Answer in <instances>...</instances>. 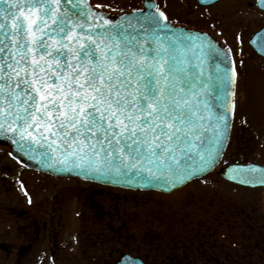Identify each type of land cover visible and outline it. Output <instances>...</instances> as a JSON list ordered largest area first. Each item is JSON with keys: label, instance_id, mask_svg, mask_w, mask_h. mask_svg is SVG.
<instances>
[{"label": "snow or ice", "instance_id": "obj_1", "mask_svg": "<svg viewBox=\"0 0 264 264\" xmlns=\"http://www.w3.org/2000/svg\"><path fill=\"white\" fill-rule=\"evenodd\" d=\"M146 7L113 23L87 0H0V137L47 167L162 189L213 167L236 70Z\"/></svg>", "mask_w": 264, "mask_h": 264}, {"label": "flooded vegetation", "instance_id": "obj_2", "mask_svg": "<svg viewBox=\"0 0 264 264\" xmlns=\"http://www.w3.org/2000/svg\"><path fill=\"white\" fill-rule=\"evenodd\" d=\"M89 1L93 8L113 14L143 10L145 2H152L156 8L165 13L168 21L173 25L208 34L222 46L228 48L232 54L236 70V96L239 89L248 87L250 76L246 75L244 65L250 64V69L253 68V71L260 73L264 69V66L258 65H264V58L259 56L250 46L251 38L264 29V10L259 7L258 0H117V5L120 7L114 8L102 6L95 1L93 3V0ZM122 4H128L127 8ZM175 14H178L177 18L174 17ZM255 61L256 63H254ZM254 64L256 65L253 66ZM232 136L233 130L229 145ZM9 159L14 163V167L0 165V191L6 193L2 196H8L14 192L12 198H15L16 201L12 200L7 204H3L4 201L0 203V230L3 235L13 230L17 233V241L13 245L4 240L1 241L0 251L7 253L9 259L17 250L16 264H21L39 245H46L47 243V246L49 245L50 248L52 246V248L51 250L42 249L45 255L50 252L51 257L49 258L52 261L59 259L60 256L64 258L63 248L55 249L54 246L58 245L59 238L63 236V233L69 230L66 225L69 223L68 219L65 220V214L56 209L52 211L44 209L40 211V214L28 210V208L35 207V199L34 194L30 192L26 184V178L7 177L12 175L11 173L15 169H20L27 174L35 171L21 166L10 155ZM110 198L112 200V197ZM52 200L50 199V201ZM88 200L87 204L93 209L94 219L97 220L96 224L92 223L93 225L88 226L85 225L86 221L83 215H80V218L83 219V226L80 228V232H76L78 236L75 237L77 241L79 239L83 259L92 263L107 261L117 264L123 256L133 255L131 250L121 251V247L125 250L128 248L133 236L125 229V225L118 227L115 225L116 206H114V214L112 215L110 208L100 210L97 208L100 206L96 202L93 203L90 202V199ZM56 201L58 200L56 199ZM113 201L115 202L114 199ZM124 201L128 203L131 199L125 197ZM107 202L108 200L104 199L102 204L105 206ZM109 207L113 208L112 205ZM126 207L125 212H128ZM180 212L182 213V211ZM195 213V218L191 219L193 218L191 215ZM196 216H202L201 220H195ZM183 217L187 219H182L183 224L175 226L173 232L177 233L176 236H180V232H191V236L190 234L187 236L188 245H186L189 253L184 250L176 251L178 247H174L173 250L175 251L170 252L169 247L163 246L160 253L161 263L264 264V226L261 224L256 210L248 211L239 205H230L228 210L223 207L218 210L201 211L199 214L197 211H193V213H187ZM193 223H197L198 227H194ZM183 229L185 231H182ZM70 230L75 233V228L71 227ZM17 242L18 245L16 246ZM67 244L70 245V243ZM183 244L186 243L183 242ZM139 257L143 264H149L147 258L142 255ZM29 259L35 260L36 254L30 256Z\"/></svg>", "mask_w": 264, "mask_h": 264}, {"label": "rangeland", "instance_id": "obj_3", "mask_svg": "<svg viewBox=\"0 0 264 264\" xmlns=\"http://www.w3.org/2000/svg\"><path fill=\"white\" fill-rule=\"evenodd\" d=\"M94 1L108 8L120 7L117 5V0H93V3ZM122 6L127 8L128 4H122ZM100 11L104 12V10ZM174 17L177 18L178 14H175ZM244 67H246L244 69L247 72L246 75L250 76L248 87L237 91L232 141L220 166L203 179L194 181L172 194L129 193L122 189L106 188L74 178H55L37 172L27 174L20 169H15L11 173L12 175H8L7 178H26V184L35 199V207L28 208V210L40 214V211L44 209L50 211L56 209L62 211L66 216L65 220L69 221L66 224L69 230L63 233V236L59 238L58 245L54 246L55 249L63 248V256H67V259L60 256L59 259L52 261L49 258L51 257L50 252L45 255L43 251L44 248L49 250L52 248L46 243V245H39L21 264H114L107 261L92 263L82 257L79 239L77 241L75 237L78 236L76 232H80V228L83 226V219L80 218V215H83L86 221L85 225L88 226L93 225L92 223L96 224L97 220L94 219L93 209L87 204L88 199L91 200L90 202H96L100 206L97 207L100 210L110 208L112 215L114 206H116L115 225L117 227L125 225V229L133 236L128 248L125 250L121 247V251L131 250L134 257L142 255L147 258L149 264H164L160 262V236L171 234L175 226L183 224L182 219H186L183 216L190 212L193 213V211H197L199 214L205 210H218L223 207L228 210L230 205H239L248 211L256 210V214L264 226V189L239 188L228 184L219 176L220 170L228 164L258 163L264 165V69L260 73L253 71V68L250 69V64L244 65ZM9 153L8 147L0 145V165L14 167V163L9 159ZM4 194L6 193L1 190L0 203L4 201L3 204H7L12 200L16 201L15 198H12L14 192L8 196H2ZM125 197L131 201L127 203L124 201ZM50 199L53 200L50 201ZM104 199L108 200L105 206L102 204ZM108 205H112L113 208ZM125 206H127L126 211L128 210V212H125ZM215 206L216 208H214ZM195 215L196 213L191 215L193 217L191 219H194ZM201 218L202 216H196L195 220H201ZM70 226L75 228V233H72L73 230H70ZM3 240L13 245L17 241V233L12 230L3 235L0 230V243ZM16 253L17 250L8 259L7 253L0 251V264H16ZM35 254L36 259L30 260L29 257Z\"/></svg>", "mask_w": 264, "mask_h": 264}, {"label": "water", "instance_id": "obj_4", "mask_svg": "<svg viewBox=\"0 0 264 264\" xmlns=\"http://www.w3.org/2000/svg\"><path fill=\"white\" fill-rule=\"evenodd\" d=\"M87 3L90 6L88 0H87ZM258 4L260 7V0ZM146 5L147 3H144V6H145L144 12L148 11ZM93 11L100 13L101 15H103L105 19H109L113 23L120 21V18L125 15L139 14L140 12L139 11V12H134L130 14L112 15V14H108L105 12H98L94 9ZM152 11L155 12L156 9L153 8ZM171 26L177 32H191V33L199 34L193 31L185 30L183 28L174 27L172 24ZM212 39L214 43L216 44V46L218 48L223 49L224 52L227 54L226 62L228 63L229 67L230 68L234 67V62H233L231 52L227 48H224L223 46H221L216 40H214V38ZM250 45L256 51L258 55L264 58V29L260 33L256 34L254 37L251 38ZM235 81H236V76H235ZM232 92H233V96H232L233 108L231 111L227 113V117L230 122V127L228 128L227 141L222 148L221 155L218 157L217 162L214 164L213 167L207 169L203 174L199 175L198 177H194L186 181L183 184L177 185L175 188H172L171 185H169L168 187L162 189L159 186L144 185L136 181H133L132 183H127L125 182L123 178H119V177L97 176L95 174H90V173L81 171L79 169H73L71 171L65 170L59 164H55L53 165V167H47L42 163L44 158L43 156L40 155V152L43 150H37L35 153L22 152L16 147V145L12 144L11 141L6 139L5 137H0V145L7 146L8 148H10V152H11L13 159L16 160L22 166H25L28 169L36 170V171L49 174L55 177H75V178H79L84 181L95 182L101 185H106V186H111V187H118V188L129 189V190H140V191H157V192H161L165 194H171L174 191L192 182L193 180L205 177L206 175L213 172L220 165L225 155V152L227 150L231 132H232V125L234 121V112H235V84L232 86ZM249 169H257V171L250 172ZM262 172H264V166L260 164H256V163L231 164V165H227L224 168H222L219 172V176L222 179L228 182L234 183L236 185L246 187V188L257 189V188H264V183L261 182L262 179H264V177L261 176ZM127 261H133L134 264H143L140 259L132 258L131 256H124L118 264H126Z\"/></svg>", "mask_w": 264, "mask_h": 264}, {"label": "trees", "instance_id": "obj_5", "mask_svg": "<svg viewBox=\"0 0 264 264\" xmlns=\"http://www.w3.org/2000/svg\"><path fill=\"white\" fill-rule=\"evenodd\" d=\"M181 214H183V213H181ZM189 225H191V224H189ZM192 225L194 227H196V228L198 227L197 223H193ZM188 230H190L189 227H188ZM182 231H185V229H183ZM194 231L196 232L197 229L194 230ZM190 233L191 232H188V231L187 232L185 231L184 233L180 232V236H176L177 233H175V232H172L169 235H165V234L163 235L162 234V236H160V253H161V250H162L163 246L164 247H166V246L169 247L171 249L170 252L175 251V250H173L174 247H178V249L176 251L184 250L186 253H189V249H187L186 245H188L187 236H189ZM190 236H191V234H190ZM183 242H185L186 244H183Z\"/></svg>", "mask_w": 264, "mask_h": 264}]
</instances>
